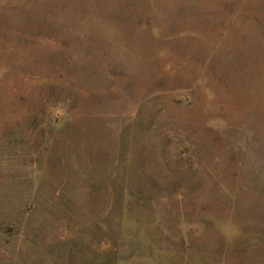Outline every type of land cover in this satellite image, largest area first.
Wrapping results in <instances>:
<instances>
[{"label":"rangeland","instance_id":"obj_1","mask_svg":"<svg viewBox=\"0 0 264 264\" xmlns=\"http://www.w3.org/2000/svg\"><path fill=\"white\" fill-rule=\"evenodd\" d=\"M0 264H264V0H0Z\"/></svg>","mask_w":264,"mask_h":264}]
</instances>
